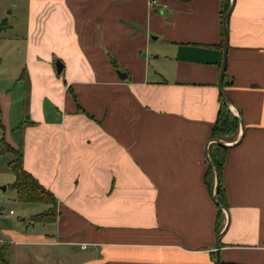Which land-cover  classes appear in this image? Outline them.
Wrapping results in <instances>:
<instances>
[{
	"label": "crops",
	"instance_id": "obj_1",
	"mask_svg": "<svg viewBox=\"0 0 264 264\" xmlns=\"http://www.w3.org/2000/svg\"><path fill=\"white\" fill-rule=\"evenodd\" d=\"M41 1L35 42L56 43L63 78L34 60L28 113L8 126L19 138L2 137L55 215L31 221L43 202L5 230L8 264H264V0H231L224 20L221 89L238 122L222 204L215 172L204 180L220 0Z\"/></svg>",
	"mask_w": 264,
	"mask_h": 264
},
{
	"label": "rangeland",
	"instance_id": "obj_2",
	"mask_svg": "<svg viewBox=\"0 0 264 264\" xmlns=\"http://www.w3.org/2000/svg\"><path fill=\"white\" fill-rule=\"evenodd\" d=\"M32 8L35 10L31 15L29 11ZM49 9L51 2L43 4L41 0H0V24L3 22L0 26V136L4 138L7 135L19 138V129L10 131L8 126L28 113L29 84L33 85L35 82L29 71L32 70L34 60L53 63L51 77L53 80L58 78L60 82L62 81L61 70L56 71L54 68V61L58 58L55 54L56 43L50 40L35 42L39 39L37 32L42 29L38 26V19ZM28 25H30L29 32ZM230 138L220 137L222 141ZM9 157L8 150L0 151L1 243L8 238L5 230L22 225L20 216L25 213L24 211L29 209L34 211L44 204L35 200L20 201L16 197L15 189L10 184L13 174L7 165ZM22 202H25V205Z\"/></svg>",
	"mask_w": 264,
	"mask_h": 264
},
{
	"label": "trees",
	"instance_id": "obj_3",
	"mask_svg": "<svg viewBox=\"0 0 264 264\" xmlns=\"http://www.w3.org/2000/svg\"><path fill=\"white\" fill-rule=\"evenodd\" d=\"M220 16L229 4V0H220ZM2 23L0 26H2ZM23 71H21L22 73ZM238 122L237 114L233 113L228 107V99L225 100L218 96L217 107L214 119L211 123L209 138L211 139L207 145V156L211 163L207 160V165L204 171V180L207 186H210L213 171L216 172L217 180L214 189V200L217 204H222V187L220 183V168L223 160L224 149L226 143L214 139L215 137L225 138L231 137L234 133ZM2 146L0 151L9 150L12 155L7 161V165L12 171L13 178L10 182L15 189L16 197L23 201H42L47 203V207L43 210L31 213L29 218L31 221H50L55 215V197L51 190L41 184L37 178L26 170L21 164V152L19 146H12L0 136ZM210 188V187H209ZM218 212V208H217ZM0 264H8L2 251H0Z\"/></svg>",
	"mask_w": 264,
	"mask_h": 264
},
{
	"label": "water",
	"instance_id": "obj_4",
	"mask_svg": "<svg viewBox=\"0 0 264 264\" xmlns=\"http://www.w3.org/2000/svg\"><path fill=\"white\" fill-rule=\"evenodd\" d=\"M231 6V0L227 6V8L225 9V11L222 14V48H221V57H220V64H219V69H218V75H217V86H218V91H219V95L221 96L222 99H226V96L224 95L222 89H221V77L223 74V69H224V62H225V48H226V28H225V17L227 15V13L229 12ZM61 61L59 58H56L54 61V68L56 71H59L61 69ZM117 72L119 73L120 76L124 75V72H120L119 70H117ZM214 139L220 140L218 137H215ZM224 142V141H222ZM225 143V142H224ZM206 158L208 160L209 163H211V161L209 160L207 154H206ZM216 180H217V176H216V172H215V184H214V189L216 187ZM213 198H214V192H213Z\"/></svg>",
	"mask_w": 264,
	"mask_h": 264
},
{
	"label": "built area",
	"instance_id": "obj_5",
	"mask_svg": "<svg viewBox=\"0 0 264 264\" xmlns=\"http://www.w3.org/2000/svg\"><path fill=\"white\" fill-rule=\"evenodd\" d=\"M155 0H148L149 3H154Z\"/></svg>",
	"mask_w": 264,
	"mask_h": 264
}]
</instances>
